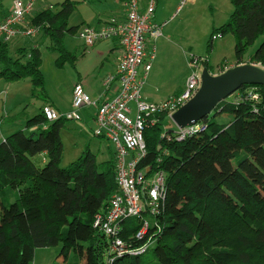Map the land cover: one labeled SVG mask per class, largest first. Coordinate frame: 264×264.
Instances as JSON below:
<instances>
[{"label": "trees", "instance_id": "obj_1", "mask_svg": "<svg viewBox=\"0 0 264 264\" xmlns=\"http://www.w3.org/2000/svg\"><path fill=\"white\" fill-rule=\"evenodd\" d=\"M231 3L229 21L213 29L209 46L216 34L231 32L241 66L261 39L249 62L264 69V0ZM77 6L66 0L30 18L50 49L73 64L64 40L80 29L69 25ZM41 66L39 46L14 58L0 41V79H29L35 95L43 92ZM158 118L145 130L147 156L139 168L164 171L166 197L157 215L125 219L120 233L129 249L148 245L144 253L116 257L112 238L94 226L119 191L114 151L99 162L87 150L62 168L64 119L50 122L41 110L0 143V264H31L37 249L60 245L65 259L73 252L69 264H264V85L242 86L200 121L204 132L182 141L170 131V139L162 138L167 119ZM144 221L148 231L138 240Z\"/></svg>", "mask_w": 264, "mask_h": 264}, {"label": "built area", "instance_id": "obj_2", "mask_svg": "<svg viewBox=\"0 0 264 264\" xmlns=\"http://www.w3.org/2000/svg\"><path fill=\"white\" fill-rule=\"evenodd\" d=\"M38 0L25 2L14 0L9 15L0 20V41L9 43L18 37L33 36L40 29L26 26L25 20L35 8ZM123 19L112 18L100 26L85 25L80 27L78 38L87 48L99 43L116 41L121 47V60L116 72L104 80V93L99 98H92L82 83L75 84L71 111L60 115L52 106L45 105L42 113L50 121L64 119L80 121L81 111L95 109L92 114L95 128L93 135L108 140L114 147L116 160V182L119 191L110 200L107 213L96 219L94 226L112 238V252L116 257L125 254H142L148 245L138 249L127 248L120 238L122 222L125 219L144 216H155L159 213L166 197V175L164 171H153L147 166H139L147 156L145 130L155 125L159 115H166L172 121L173 114L187 104L198 93L201 87V76L191 74L183 92L160 103L146 100L143 95L145 81L156 58L155 42L164 35V28L169 21L158 24L155 21L157 0H123ZM184 0L180 9L185 5ZM179 9V11H180ZM178 11V12H179ZM216 34L213 41L222 39ZM204 60L193 59L198 65ZM206 130L200 122L179 128L173 132L166 127L162 138L182 141L196 136ZM170 131L171 134H169ZM148 231V223L136 235L143 240ZM106 264H110L107 262Z\"/></svg>", "mask_w": 264, "mask_h": 264}, {"label": "rangeland", "instance_id": "obj_3", "mask_svg": "<svg viewBox=\"0 0 264 264\" xmlns=\"http://www.w3.org/2000/svg\"><path fill=\"white\" fill-rule=\"evenodd\" d=\"M23 1L29 2L31 0ZM65 1H36L34 11L26 17V26L31 27L30 18L37 12L48 6L58 5ZM71 1L76 2L77 0ZM104 2L111 3L112 0H104ZM163 3L167 7L181 5L179 0H163ZM98 7V10L101 11L105 9L103 6ZM183 7V12L181 14L178 12L177 18L169 23V27H174L173 29L177 31V34H181L182 37H185V40L181 41L179 37L172 34L171 37L165 35L167 37H162L155 43L156 58L153 62L151 75L155 76L154 81L159 85V91L162 94L173 88L184 90L191 74L196 72L199 76L202 75L203 70L206 69L203 64L204 61H207L214 69V72L211 73L213 75L221 74L220 65L226 70L227 68L229 69V66L234 65L236 67L235 38L231 32H228L222 39L215 41L213 47L209 46L213 29L223 26L231 17L233 11L231 0H191L186 2ZM91 9L94 10V7H80L70 18L69 25H80L82 18L86 19L93 11ZM78 32L79 30L74 35H67L64 40V47L77 59L75 64L69 60H63L57 51L50 49V40L45 39L40 31L33 36L20 37L30 39L32 43L40 44L41 71L44 79L43 92L38 90L37 94L34 95L32 83L29 79L21 80L20 84L15 81L12 85H7L5 79H0V122H2L0 143L3 142L6 136L22 130L26 121L39 114L46 102H49L60 115L69 113L71 111L73 89L79 73H82V69L88 70L92 79H94L92 76H102L104 74V70H102L101 65L97 64L96 58H86L81 64H77L83 58L86 50L83 41L78 38ZM15 40L8 43L10 47ZM260 42L261 39L246 54L244 62L246 65L251 64L249 62L250 58ZM91 50L87 48L86 51L91 52ZM12 54L17 57L16 53L13 52ZM193 59L204 61L196 65ZM109 62L113 63L114 60L111 58ZM105 64L108 65L107 63ZM233 98L234 96L231 99ZM94 110H82L80 121L64 120V126L61 130V140L64 148L61 162L62 168H67L71 163L77 161L87 150L96 155L99 162L107 161L111 158L114 151L113 145L108 140L97 138L93 135L95 123L92 114ZM230 118L231 115L222 116L223 120ZM20 123L24 124L19 129L18 125ZM13 127L18 129H12ZM166 127L172 132L177 129L175 123L168 120ZM26 133L29 134L28 131ZM34 160L39 165L41 164L40 157H36ZM63 249L64 247L61 245L37 249L31 264H69L73 252L69 251V255L65 259L62 254ZM81 264H83V260Z\"/></svg>", "mask_w": 264, "mask_h": 264}, {"label": "crops", "instance_id": "obj_4", "mask_svg": "<svg viewBox=\"0 0 264 264\" xmlns=\"http://www.w3.org/2000/svg\"><path fill=\"white\" fill-rule=\"evenodd\" d=\"M13 1L14 0H4L3 6H2V8H0V20L5 19L9 15V13L11 12ZM179 1H181V4H182V2L184 0H179ZM188 1H191V0H187V2ZM76 2H78L77 10L80 7H88V6H90V8L94 7V10L91 9L93 11L87 16L86 19L82 18L81 23H80V27L85 26V25L100 26V25L108 22L112 18L121 20V19H123V16H124L123 7L121 5L122 2L120 0H112L111 3H106V2H104V0H77ZM142 3L144 6L145 0H142ZM162 3H163V0H157V8H156V12H155V21L158 24H162V23L172 19L175 15L178 14V11L180 9V5L179 6L173 5L172 7H167L165 3H163V5H162ZM98 6H103V7H105V9L103 11L98 10V8H99ZM183 10H184V7L180 9V11H179L180 14L183 12ZM176 18L177 17L175 16L173 21ZM89 20H91V21L89 22ZM77 26H79V25H77ZM169 26H170V24H168L164 28L163 38L167 37V36L171 37L173 34V36L175 35V36L179 37V39L181 41L185 40V37H182L181 34H177V31L175 29H173L174 27H169ZM167 28H169V29L166 30ZM165 35H167V36H165ZM18 38L19 39L16 38L15 42L10 47V54L14 58L16 56L13 55L12 53L14 52V53H16V55H18L19 49L29 48L31 46H40V44L32 43V41L30 39H25V38L23 39L20 37H18ZM158 40H156V42ZM88 49H92L91 52L86 51L87 50V47H86V50L83 54V58L81 60H79L77 64L78 65L81 64L83 62V60H85L86 58H90V59L92 57L96 58L97 64L101 65L102 70H104V74L102 76H100V75L92 76L94 78V79H92L91 74L88 72V70L85 71L82 69V73H79V76H78L76 83H78V82L82 83L85 87L86 92L92 98H99L104 93V80L106 79V77L113 75L116 72L117 65H118L119 61L121 60V47L119 46V44L116 41H112V42H107V43H99V44H97L91 48H88ZM111 58L114 60L113 63L109 62V60ZM105 63H107L108 65H106ZM234 67H235L234 65L229 66V69L234 68ZM229 69L227 68V70H229ZM152 70H153V65H152L151 71ZM151 71H150V73H149V75L145 81V85L143 88V95H144V98L146 100H148L150 102H154V103H160V102L165 101L171 97L178 96L183 92L182 89L177 90V89L173 88V89L169 90L168 92L162 94L159 91V89H160L159 85L156 84L154 81L155 76L151 75ZM150 77H151V79H150ZM19 82H21V80L18 81V83ZM5 83L7 85L13 84V82L12 83L11 82H5ZM18 83H16V84L18 85ZM147 87H148V89H147ZM153 88H155V90H153ZM45 105H51V104L46 103V104H44V106ZM23 124L24 123H20V125H18V128L20 129L21 127H23ZM25 125H26V123H25ZM1 126H2V122H0V128H1ZM18 128L13 127L12 129H18ZM24 128L22 130H24Z\"/></svg>", "mask_w": 264, "mask_h": 264}, {"label": "water", "instance_id": "obj_5", "mask_svg": "<svg viewBox=\"0 0 264 264\" xmlns=\"http://www.w3.org/2000/svg\"><path fill=\"white\" fill-rule=\"evenodd\" d=\"M244 85H264V69L245 64L219 75L204 69L198 93L173 114V122L179 128L200 122L212 113L219 102L232 96Z\"/></svg>", "mask_w": 264, "mask_h": 264}]
</instances>
